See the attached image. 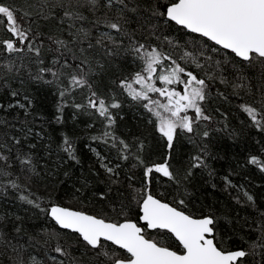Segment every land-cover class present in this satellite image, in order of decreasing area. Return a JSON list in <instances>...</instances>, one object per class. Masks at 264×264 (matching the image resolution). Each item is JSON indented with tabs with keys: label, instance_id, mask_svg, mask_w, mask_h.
<instances>
[{
	"label": "snow or ice",
	"instance_id": "1",
	"mask_svg": "<svg viewBox=\"0 0 264 264\" xmlns=\"http://www.w3.org/2000/svg\"><path fill=\"white\" fill-rule=\"evenodd\" d=\"M0 264H264V0H0Z\"/></svg>",
	"mask_w": 264,
	"mask_h": 264
}]
</instances>
